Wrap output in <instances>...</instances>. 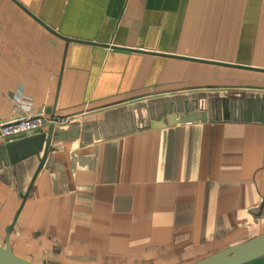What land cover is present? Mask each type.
Instances as JSON below:
<instances>
[{"label":"crops","instance_id":"0c3cea01","mask_svg":"<svg viewBox=\"0 0 264 264\" xmlns=\"http://www.w3.org/2000/svg\"><path fill=\"white\" fill-rule=\"evenodd\" d=\"M19 93L64 122L38 171L44 147L0 161V245L26 192L9 243L39 264H190L264 231V0H0V122Z\"/></svg>","mask_w":264,"mask_h":264},{"label":"water","instance_id":"95a60500","mask_svg":"<svg viewBox=\"0 0 264 264\" xmlns=\"http://www.w3.org/2000/svg\"><path fill=\"white\" fill-rule=\"evenodd\" d=\"M64 37V36H63ZM66 40L70 38L64 37ZM69 41V40H68ZM105 46L104 44H100ZM120 48V47H118ZM236 113L233 110L228 112L224 110L221 120H229L230 117ZM240 115H244L242 112ZM262 119L264 120V111L261 112ZM236 119V116H233ZM207 111L193 110L186 113H168L160 120L153 123V127H160L166 125L183 124L191 122H206L209 119ZM251 119V118H250ZM53 126L50 124L48 131L36 132L31 135L21 136L12 140H6L0 145V161L7 164L17 159L38 154L44 147L42 158L39 162V170L45 159L46 149L53 136ZM37 173V172H36ZM26 192L22 195V202L18 208L13 221L6 228V237L3 245H0V264H39L32 260L26 259L16 254L9 243V236L15 224L17 215L24 203L27 196ZM264 256V232L244 240L239 243L229 245L217 252H214L206 257H203L190 264H244L256 258Z\"/></svg>","mask_w":264,"mask_h":264},{"label":"built area","instance_id":"2783aa9c","mask_svg":"<svg viewBox=\"0 0 264 264\" xmlns=\"http://www.w3.org/2000/svg\"><path fill=\"white\" fill-rule=\"evenodd\" d=\"M22 93L15 96L18 109L11 118L0 122V138H18L38 131L45 124L63 123L60 116L47 117L43 112L34 113L31 110L30 100H26Z\"/></svg>","mask_w":264,"mask_h":264},{"label":"rangeland","instance_id":"374dc122","mask_svg":"<svg viewBox=\"0 0 264 264\" xmlns=\"http://www.w3.org/2000/svg\"><path fill=\"white\" fill-rule=\"evenodd\" d=\"M261 230H264V224H263V226L261 227ZM264 232V231H263ZM263 232H261V233H263ZM261 233H259V234H261ZM258 235V234H257ZM256 236V235H255ZM254 237V236H253ZM12 245V244H11ZM13 251H15V253L16 254H18V255H20V256H22V257H24V258H26V259H31L30 258V256L32 255L31 254V250L29 249V247H25V248H18L17 246H15V245H13ZM35 259V258H34ZM41 263L40 264H50V262H48V261H45V262H43V261H40ZM37 263V262H36Z\"/></svg>","mask_w":264,"mask_h":264}]
</instances>
